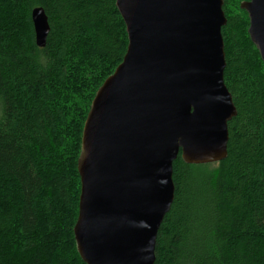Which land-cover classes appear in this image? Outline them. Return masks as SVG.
<instances>
[{"label":"trees","instance_id":"obj_1","mask_svg":"<svg viewBox=\"0 0 264 264\" xmlns=\"http://www.w3.org/2000/svg\"><path fill=\"white\" fill-rule=\"evenodd\" d=\"M244 1L223 5L224 78L237 107L228 156L174 162L155 264H264V62ZM127 46L116 0H0V264H86L74 235L83 127Z\"/></svg>","mask_w":264,"mask_h":264},{"label":"water","instance_id":"obj_2","mask_svg":"<svg viewBox=\"0 0 264 264\" xmlns=\"http://www.w3.org/2000/svg\"><path fill=\"white\" fill-rule=\"evenodd\" d=\"M126 25L122 62L97 90L84 123L74 226L86 264H155L157 237L175 199L174 162L228 156L237 115L225 83L224 0H116ZM264 62V0L241 4ZM45 47V9L32 10Z\"/></svg>","mask_w":264,"mask_h":264},{"label":"bare ground","instance_id":"obj_3","mask_svg":"<svg viewBox=\"0 0 264 264\" xmlns=\"http://www.w3.org/2000/svg\"><path fill=\"white\" fill-rule=\"evenodd\" d=\"M87 118V117H86Z\"/></svg>","mask_w":264,"mask_h":264}]
</instances>
